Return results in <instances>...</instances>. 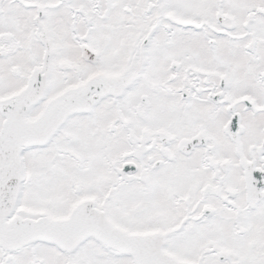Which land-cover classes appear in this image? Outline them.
<instances>
[{
	"label": "snow or ice",
	"instance_id": "snow-or-ice-1",
	"mask_svg": "<svg viewBox=\"0 0 264 264\" xmlns=\"http://www.w3.org/2000/svg\"><path fill=\"white\" fill-rule=\"evenodd\" d=\"M0 264H264V0H0Z\"/></svg>",
	"mask_w": 264,
	"mask_h": 264
}]
</instances>
